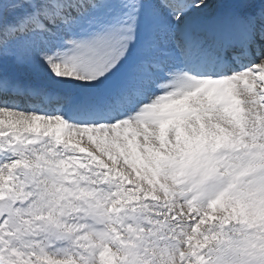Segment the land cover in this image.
I'll return each mask as SVG.
<instances>
[{
  "label": "snow or ice",
  "instance_id": "snow-or-ice-1",
  "mask_svg": "<svg viewBox=\"0 0 264 264\" xmlns=\"http://www.w3.org/2000/svg\"><path fill=\"white\" fill-rule=\"evenodd\" d=\"M0 264H264V0H0Z\"/></svg>",
  "mask_w": 264,
  "mask_h": 264
}]
</instances>
